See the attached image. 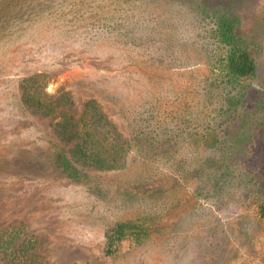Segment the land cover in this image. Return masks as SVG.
<instances>
[{
	"label": "rangeland",
	"instance_id": "rangeland-1",
	"mask_svg": "<svg viewBox=\"0 0 264 264\" xmlns=\"http://www.w3.org/2000/svg\"><path fill=\"white\" fill-rule=\"evenodd\" d=\"M145 2L151 0H0V222L26 224L49 264H264V225L257 218L264 195L256 192L263 181L252 165L229 164L249 183L241 184L224 175L227 157L199 149L195 181L181 179L169 164L141 158L122 170L88 169L73 181L54 166L58 137L52 119L32 115L22 103L21 80L36 73L50 76L49 94L70 91L80 109L95 97L92 82L121 95L131 87L132 94L142 81L122 62L128 48L121 36H145L149 26L174 20L177 46L162 52L174 56L170 72L177 81L159 82L165 86L157 97L161 113L176 110L184 101L176 88L198 67L182 57L210 51L212 25L179 17L188 1L184 8L179 0L167 4L162 17ZM233 2L241 16L239 33L252 45L264 84V0ZM149 36L159 45L155 32ZM100 102L127 136L123 115ZM150 214L163 215L161 229L143 239L128 234L107 253L105 231L111 225L128 215Z\"/></svg>",
	"mask_w": 264,
	"mask_h": 264
},
{
	"label": "trees",
	"instance_id": "trees-1",
	"mask_svg": "<svg viewBox=\"0 0 264 264\" xmlns=\"http://www.w3.org/2000/svg\"><path fill=\"white\" fill-rule=\"evenodd\" d=\"M176 1L151 0L143 4H150V11L155 13L158 10L159 17H162L166 13L164 7L167 4L174 6ZM179 1L182 8L185 7L183 1L189 3L186 11H178L179 17L191 16L201 22L209 21L212 25L208 29L212 44L210 51L182 57L184 61L197 62L198 65L189 73L182 72L187 76L183 81L185 84L176 88L179 91L176 96L184 99L179 103L183 107L176 106L171 114L161 113L157 97L159 89L165 86L159 82L167 85L177 81L175 73L170 72L174 56L162 52V49L171 51L177 46L172 38L177 35L176 27L179 25L174 20H170L172 23L149 26L145 36H121V44L128 48L123 52L122 62L127 63L128 74L137 75L142 81L135 84L132 94L131 87L127 88L129 93L121 95L108 86L92 82L90 87L95 97L80 109L70 91L61 88L56 94H49L50 76L36 73L21 80L22 103L32 115L52 119L58 137L53 144L54 166L73 181L82 180L89 174L86 172L88 169H125L130 161L134 162L137 158L149 163L169 164L181 179L195 181L201 172L199 149H204L227 157L224 175L228 178L236 176L234 178H239L241 184L249 183L242 177L243 174L238 177L239 172L236 173L237 170L229 164L235 161L244 169L252 165L255 175L263 181V184H256V192L262 196L264 84L258 80L252 45L239 33L241 16L235 10L236 4L233 0ZM154 32L159 45L151 42L153 36L149 35ZM151 49L157 50L150 52ZM191 94L193 96L189 97ZM149 98L152 100L149 101ZM100 99L123 115L121 118L126 124L127 136L110 119ZM193 101L197 103L193 104ZM190 169H193L192 172ZM245 189L250 191L252 188ZM243 197L249 198L248 192ZM258 201L257 218L264 225V197ZM162 217V214L128 215L118 220L105 231L107 253H113L128 234L136 240L143 239L147 232L158 231L162 227ZM41 249L40 240L26 224L0 222V264H49Z\"/></svg>",
	"mask_w": 264,
	"mask_h": 264
}]
</instances>
